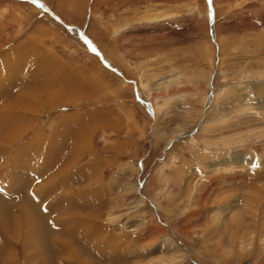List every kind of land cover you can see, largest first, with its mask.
I'll use <instances>...</instances> for the list:
<instances>
[{"label": "rangeland", "instance_id": "1", "mask_svg": "<svg viewBox=\"0 0 264 264\" xmlns=\"http://www.w3.org/2000/svg\"><path fill=\"white\" fill-rule=\"evenodd\" d=\"M0 94V264H264V0H0Z\"/></svg>", "mask_w": 264, "mask_h": 264}, {"label": "bare ground", "instance_id": "2", "mask_svg": "<svg viewBox=\"0 0 264 264\" xmlns=\"http://www.w3.org/2000/svg\"><path fill=\"white\" fill-rule=\"evenodd\" d=\"M37 50V49H36ZM39 54H41V53H39ZM19 59V58H18ZM7 67V66H6ZM12 74V73H11ZM10 74V75H11ZM13 75V74H12ZM11 75V76H12ZM10 81V80H9ZM25 81V80H24ZM33 81H37V80H33ZM33 81H30L29 83L28 82H25V83H28V85H26L27 87H30V85H31V83L33 82ZM24 83V84H25ZM49 83V82H48ZM20 85H22L23 86V83H20ZM34 88V87H33ZM4 91V90H3ZM2 91V92H3ZM5 92V91H4ZM1 95V94H0ZM31 95H33V96H35V98H37L36 97V95L34 94V93H31ZM26 96V95H25ZM21 105H24L23 103H21ZM20 105V106H21ZM32 105V104H31ZM35 105V104H34ZM10 107V106H9ZM32 107V106H31ZM22 108H23V106H22ZM3 109V108H2ZM15 114H16V111H15ZM25 114V113H24ZM0 116H3V114H0ZM17 116H18V114H17ZM22 118V117H21ZM3 119H4V116H3ZM8 119V118H7ZM13 120V119H12ZM9 125H11V124H9ZM20 133V132H19ZM14 142V141H13ZM2 143V142H1ZM9 151V150H8ZM16 169V168H15ZM3 182H6L8 185H9V182H10V180H6V181H3V177H1V179H0V183H3ZM5 183V184H6ZM8 185H7V188H8ZM6 186V185H5ZM5 186H3V187H5ZM12 186V187H11ZM6 188V187H5ZM5 188H1V189H4L5 191H13V193H17V192H19V194L20 195H22V196H18L19 197V200H21L20 201V203H21V210L19 211V214L21 215V214H23L24 216H31V214L35 217V219L33 218V220H35V221H37V216H36V214L34 215L33 213V211H34V208L32 207V203H33V201H32V203L29 201V199L27 198V195L29 194L30 195V192H28L27 191V189H25L24 187H23V185L21 184V183H19V182H11V185H10V187H9V189H5ZM28 192V193H27ZM2 193V192H1ZM0 193V194H1ZM4 194V193H3ZM18 194V195H19ZM3 199V198H2ZM4 200V199H3ZM6 201V200H5ZM0 206H2V204H3V202H2V200L0 199ZM4 205V204H3ZM7 205H8V203H7ZM17 207H18V205H17ZM20 207V206H19ZM15 211V210H14ZM16 211H17V209H16ZM33 212V213H32ZM16 214V213H15ZM40 217V216H39ZM29 219H31V218H29ZM41 219L42 218H40V221H41ZM15 220V219H14ZM22 220V219H21ZM25 221V220H24ZM41 223V222H40ZM1 224V223H0ZM44 225V224H43ZM43 225H41L42 227H43ZM35 226V225H34ZM42 227H39L38 226V230L39 231H42ZM22 228V227H21ZM20 228V229H21ZM32 228V227H31ZM35 228V227H34ZM33 228V229H34ZM38 232V231H37ZM34 233V232H33ZM32 235V234H31ZM30 235V236H31ZM34 235V234H33ZM51 235V234H50ZM29 236V235H28Z\"/></svg>", "mask_w": 264, "mask_h": 264}, {"label": "crops", "instance_id": "3", "mask_svg": "<svg viewBox=\"0 0 264 264\" xmlns=\"http://www.w3.org/2000/svg\"><path fill=\"white\" fill-rule=\"evenodd\" d=\"M47 54V53H46ZM51 56H52V58H54V60L55 59H58L57 57H55V54H53V53H49ZM59 65V64H58ZM60 65H62V66H65V61L63 62H61V64ZM55 66V65H54ZM68 69H70V68H68ZM51 71H50V75H51V82L52 83H50L49 84V86H51L53 89H54V87L56 86L57 87V85L61 88H63V87H66V86H70L71 88H73V93H76V94H79L80 95V93H82L83 92V95H82V99L83 98H85V96L84 95H86L85 94V92H84V90L80 87V88H78L79 86H82V84L84 85L85 84V82H80V80L79 81H77V82H74L71 78H72V76L71 75H67L68 73H66V74H64V73H62L61 71H63V69H61L60 71H58V74L55 72L54 73V69L52 68V69H50ZM60 73H62L63 75H61ZM60 74V75H59ZM38 76V75H37ZM36 76V77H37ZM39 78H41V80H40V82H42V83H40L39 81H38V79H37V81H35V85L37 86H41L42 85V87H43V84H47V83H45L47 80H48V78H49V76H47V75H45L44 76V78H43V74L39 77ZM45 78H46V81H44L45 80ZM58 79V80H57ZM35 80H36V78H35ZM87 82V81H86ZM39 83V84H38ZM78 84V87H76L75 88V85L74 84ZM59 89V88H58ZM75 89H77V92H75L76 90ZM95 111V110H94ZM94 111L92 112V113H94ZM80 137H82L81 135H79ZM79 139V138H78Z\"/></svg>", "mask_w": 264, "mask_h": 264}, {"label": "snow or ice", "instance_id": "4", "mask_svg": "<svg viewBox=\"0 0 264 264\" xmlns=\"http://www.w3.org/2000/svg\"><path fill=\"white\" fill-rule=\"evenodd\" d=\"M209 3L211 4L212 3V0H209Z\"/></svg>", "mask_w": 264, "mask_h": 264}]
</instances>
